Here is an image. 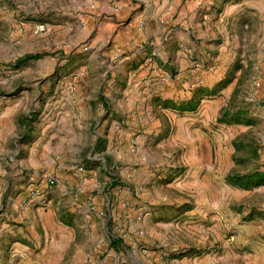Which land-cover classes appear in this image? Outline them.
<instances>
[{"label": "rangeland", "instance_id": "1", "mask_svg": "<svg viewBox=\"0 0 264 264\" xmlns=\"http://www.w3.org/2000/svg\"><path fill=\"white\" fill-rule=\"evenodd\" d=\"M47 2L60 3L38 0L36 10L31 0H0V88L31 74L16 71L36 67L31 60L19 66L28 55L55 63L53 78L74 69L81 55L71 44L76 28L54 33L59 16L45 8ZM37 24L47 25L45 36L32 33ZM197 64V70L207 66ZM228 65L223 105L211 114L210 148L199 156L209 165L221 212L217 234L225 247L213 249L222 255L224 250L226 263H207L193 210L204 204L181 178L187 157L176 162L163 154L166 127L147 140L135 136L129 158L109 159L115 179L109 191L103 178L88 191V164L71 155L70 165L57 149L47 156L50 170L43 166L34 173L24 163L0 173V264H264V55L250 51ZM12 125L19 133V123ZM147 128L150 134L151 125ZM42 175L54 184L41 187ZM83 193L90 194L84 201Z\"/></svg>", "mask_w": 264, "mask_h": 264}, {"label": "crops", "instance_id": "2", "mask_svg": "<svg viewBox=\"0 0 264 264\" xmlns=\"http://www.w3.org/2000/svg\"><path fill=\"white\" fill-rule=\"evenodd\" d=\"M36 2L31 0L37 10ZM59 2L45 3L59 16L54 33L76 28L71 44L81 55L71 72L60 71L56 78V64L48 57L31 60L35 68L16 70L29 76L0 88V173L24 163L34 173L43 166L50 170L47 156L57 149L70 165L71 155L88 164V191L102 178L109 191L115 184L109 159L129 158L135 136L147 140L167 127L163 154L176 162L187 157L181 178L204 204L193 210L207 263H226L224 250L222 255L213 249L225 247L217 234L221 212L209 165L199 156L210 148L211 114L223 105L229 60L250 51L264 55V0ZM118 49L122 55L116 57ZM196 60L207 66L195 70ZM216 85L223 86L214 91ZM13 123H19V133ZM89 195L83 193L82 200Z\"/></svg>", "mask_w": 264, "mask_h": 264}, {"label": "built area", "instance_id": "3", "mask_svg": "<svg viewBox=\"0 0 264 264\" xmlns=\"http://www.w3.org/2000/svg\"><path fill=\"white\" fill-rule=\"evenodd\" d=\"M161 26L164 29L165 32H170V28L169 25L166 21H161ZM47 32V25L45 24H37L33 29H32V33L37 36V37H41L43 35H45ZM122 55V50L118 49L116 51V57H119ZM199 68V65H195V70H197ZM38 182L41 185V187H50L54 184V180L51 177H47V176H41L38 178ZM38 194L40 193V190H37Z\"/></svg>", "mask_w": 264, "mask_h": 264}, {"label": "trees", "instance_id": "4", "mask_svg": "<svg viewBox=\"0 0 264 264\" xmlns=\"http://www.w3.org/2000/svg\"><path fill=\"white\" fill-rule=\"evenodd\" d=\"M40 58V55H28V56H26L24 59H20L19 60V66L22 64V63H24V62H26V61H30V60H38ZM112 247L113 248H116V247H118V242L116 241V240H113L112 241Z\"/></svg>", "mask_w": 264, "mask_h": 264}]
</instances>
